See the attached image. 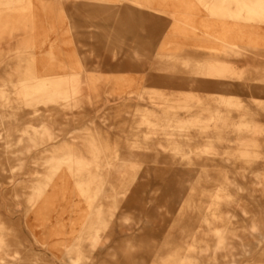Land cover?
Wrapping results in <instances>:
<instances>
[{"label": "rangeland", "instance_id": "374dc122", "mask_svg": "<svg viewBox=\"0 0 264 264\" xmlns=\"http://www.w3.org/2000/svg\"><path fill=\"white\" fill-rule=\"evenodd\" d=\"M33 2L30 26L0 21V85L12 79L14 71L21 72L20 65L35 60L52 64L50 76L80 72L95 86L86 80L76 108L55 124L58 138L40 150L27 152L23 144H14L10 138L14 131L3 128L0 107V221L9 227L13 254L6 263L71 264L68 249L85 246L84 224L96 216L78 187L88 170L80 177L63 168L65 180L57 174L52 184L65 193L53 197L45 217L36 208L28 209V199L33 185L45 183L51 171L45 159L62 157L60 150L68 143L75 151H84V137L92 132L118 156L136 162L135 169L119 180H115L119 163L109 166L100 161L93 169L101 180L105 173L102 192L92 204L101 211L104 204L101 215L108 221L111 241L87 264H177L172 256L189 253L191 245L195 264H264V92L230 93L244 106L228 108L237 114L221 131L197 127L177 131L167 126L176 103L171 96L194 90L156 83L163 77H200L195 73L200 63L223 59L244 63L236 83L264 87V23L240 22L263 37L254 44H240L239 57H227L210 48H232L203 28L174 31L172 0H154L150 6L136 0ZM195 15L198 22L208 18L202 7ZM120 87L122 96L116 97ZM202 91L211 99L217 94ZM181 104L195 107V113L204 108L200 101ZM150 109L161 119L157 130L137 123L138 111ZM240 113L254 115L261 128L234 134L231 123ZM41 151L44 155L37 160ZM193 169L195 180L178 196V178L189 177L187 171ZM53 191V186L47 187V193ZM103 191H109L110 198L103 197ZM215 228L226 244L219 250L214 248Z\"/></svg>", "mask_w": 264, "mask_h": 264}, {"label": "bare ground", "instance_id": "6f19581e", "mask_svg": "<svg viewBox=\"0 0 264 264\" xmlns=\"http://www.w3.org/2000/svg\"><path fill=\"white\" fill-rule=\"evenodd\" d=\"M152 1L154 0H136L141 5L147 4L148 6L151 5ZM161 1L166 2L167 0ZM172 1L175 9L172 15L175 22L174 31L185 33V28L188 27L195 30L199 27L203 28L205 34L232 48V50L210 48L212 51L225 53L227 57H239V51L243 49L240 44L245 41L254 44L259 41L258 38L263 37L256 31L244 29L239 23L242 21L264 23V0ZM33 7V0H0V21L20 22L30 26L34 22ZM199 7L204 8L208 12V18L201 22L197 21L195 15V11ZM228 20L234 23L229 25L226 23ZM35 44L34 47H37L38 45ZM229 51L234 53L231 54L230 52L229 54ZM52 54L50 52L51 57ZM242 63L223 59H208L200 63L198 70L195 71L200 77L181 78L180 80L176 79V77L158 79L159 81H156L157 84L164 83L194 90L189 91L188 93L190 94L181 91V93H174L171 96L176 103L171 105L173 109L172 118H169L167 126L173 127L177 131H188L197 127L204 132H208L212 128L221 131L225 125L227 128L230 116L237 114V111L228 108L244 106L241 100L234 98L230 93H235L239 90L249 93L264 92V87H258L254 83L247 81L236 83L234 81L238 69H242L244 66V63ZM182 64L185 67L189 65L188 61H183ZM51 68L52 64H42V62L35 60L27 61L24 65L19 66V69H22L21 72L14 71L11 73L13 78L11 77L12 79L8 82L4 81L0 85L3 128L8 131H14L10 136L11 140L16 145L23 144L27 152L38 149L41 146L45 147L49 142L56 140L59 135H57L55 124L60 122L59 119L62 117L70 116L71 108H76L78 97H81L83 87L89 81L91 82H89L90 84L95 86V81L88 78L84 73L72 72L64 76H50L51 72L49 73L48 69ZM94 89L97 90L96 87ZM119 90L120 93L116 97L122 96L123 88L120 87ZM202 90L217 92V94L213 95L214 97L211 99L210 95L202 93ZM125 97L130 99L128 96ZM188 101H200L204 108H200L199 112L195 113V107H180L182 106L181 103ZM212 102L217 104L215 108L208 106ZM179 109H182V111L179 112ZM137 115L139 116L137 123L146 125L148 130L160 128L162 122L154 110H139ZM238 118V121L231 123L234 134L257 131L261 128L254 119V115L250 113H240ZM1 136L2 133L0 132ZM84 138V151L78 148L75 151V146L72 143H68L60 150L62 157L54 155L45 159V163L49 165L51 171L46 176L45 183L33 185L28 199L30 203L28 209L36 208L35 211L44 215L50 210L54 201L53 197L65 193L60 186L52 184L59 172L58 178L65 180L66 176L61 173L63 168H66L70 174H77L80 177H82V171H89L87 177L78 184V187L81 194L87 196L91 204V212L95 211L96 216H94L95 219L91 218V216L88 217L84 224L86 230L82 233V239L85 242V246L76 244L68 249L71 264H87V260L93 256L95 258L105 245L111 241L108 221L101 215V212L103 214L105 211L104 204H102V211L100 208L95 210L92 204L94 198L102 192L103 175L105 173L102 174L101 180L93 169L100 161H102L103 165L109 166L119 163L121 165V169H119L120 175L115 177V180H119L126 177L127 171L135 169L134 163L136 162L133 158L118 156L113 148L103 141L101 143L96 133L90 132ZM147 138H150L149 134ZM160 147L163 146L160 144ZM180 147L179 145L177 150H180ZM43 155L42 151L38 153L39 158L37 160H41ZM193 171L194 169L187 171L191 174L189 177L178 178L181 182L178 185V196L188 190L190 187L189 183L195 180V174H192ZM48 186H53L55 191L50 194L47 193ZM102 195L106 198L111 196L109 191H103ZM209 220L207 217L206 221ZM8 231L9 227H7L6 223L0 221V264H8L6 263L7 258L13 256L10 252L11 242L7 238ZM213 233L216 237L214 248L222 249L226 244L221 230L215 228ZM194 251L195 247L191 245L188 248L189 253L184 255L174 254L172 259L177 261V264H195L192 262L193 253H191ZM144 261L147 263L146 259Z\"/></svg>", "mask_w": 264, "mask_h": 264}]
</instances>
